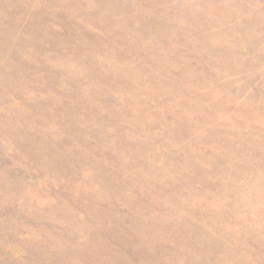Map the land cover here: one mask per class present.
<instances>
[{"label":"rangeland","instance_id":"374dc122","mask_svg":"<svg viewBox=\"0 0 264 264\" xmlns=\"http://www.w3.org/2000/svg\"><path fill=\"white\" fill-rule=\"evenodd\" d=\"M0 264H264V0H0Z\"/></svg>","mask_w":264,"mask_h":264}]
</instances>
